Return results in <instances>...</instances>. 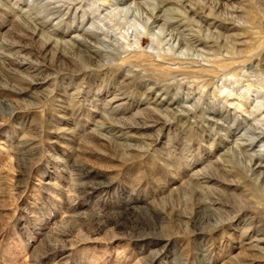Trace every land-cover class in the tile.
Wrapping results in <instances>:
<instances>
[{
	"label": "rangeland",
	"instance_id": "1",
	"mask_svg": "<svg viewBox=\"0 0 264 264\" xmlns=\"http://www.w3.org/2000/svg\"><path fill=\"white\" fill-rule=\"evenodd\" d=\"M261 120L264 0H0V264H264Z\"/></svg>",
	"mask_w": 264,
	"mask_h": 264
},
{
	"label": "bare ground",
	"instance_id": "2",
	"mask_svg": "<svg viewBox=\"0 0 264 264\" xmlns=\"http://www.w3.org/2000/svg\"><path fill=\"white\" fill-rule=\"evenodd\" d=\"M104 1V0H103ZM102 2V1H101ZM119 3V2H118ZM124 3V2H123ZM124 5V4H123ZM153 5V4H152ZM214 5V4H213ZM216 5H217V3H216ZM154 6V5H153ZM215 6V5H214ZM137 8V7H136ZM154 8H158L157 6H154ZM129 9V7H123L122 9H120V11H129L128 10ZM159 9V8H158ZM214 9V8H213ZM155 10V9H154ZM157 12V11H156ZM123 13V12H122ZM152 14V13H151ZM155 15V14H154ZM161 19L158 17V15L157 16H155L154 18H153V23L155 24L156 22H158V21H160ZM33 32H35V31H33ZM169 44V43H168ZM72 45V44H71ZM73 46V45H72ZM257 106V105H256ZM255 106V108L258 110V108L259 107H261V106H257L256 107ZM247 113V112H246ZM254 111H250V112H248V116H252V115H254ZM262 122H264V120H261ZM246 124L247 125H245V130H244V132L242 133V136H244V135H247V139H249V140H251V139H256V138H258V136H259V134H262V132H258V130H257V128L254 126V125H252V124H249V123H247L246 122ZM256 137V138H255ZM242 144H240L239 146L238 145H234V148L232 149V150H230V153H231V155H233V156H240V159L242 158L244 161H245V163L247 164V165H249V166H251V165H254V161H255V159H254V157H253V155H249L248 153H244L241 149H240V146H241ZM249 147H250V145H248ZM248 167V166H247Z\"/></svg>",
	"mask_w": 264,
	"mask_h": 264
}]
</instances>
